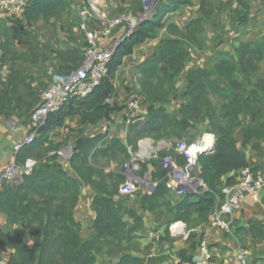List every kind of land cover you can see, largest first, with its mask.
Here are the masks:
<instances>
[{
	"label": "trees",
	"instance_id": "1",
	"mask_svg": "<svg viewBox=\"0 0 264 264\" xmlns=\"http://www.w3.org/2000/svg\"><path fill=\"white\" fill-rule=\"evenodd\" d=\"M189 3L190 0H160L151 19L141 23L116 47L107 74L93 91L50 113L32 144L17 153L19 164L26 159H34L37 164L20 184L3 183L0 188V214L5 218V226L8 229L25 226L26 229L12 235L0 226V250L11 249L6 264H96V256L103 248H107L109 256H119L118 264H144L143 259L129 253L123 244L135 239V233L141 228L140 216L123 209L124 198L114 200L123 177L103 173L91 164V161L96 163V158H104L122 165L129 158L127 146H135L141 139L158 142L188 138L191 144L202 132L215 138L214 152L201 154L197 159L196 173L206 190L186 194L175 202L162 180L165 172L154 160L141 163L140 174L152 168V178L159 182L153 194H138L137 203L141 210L150 213L164 211L169 216V225L174 222L187 226L207 224L221 188L238 182L240 171L248 167L244 147L253 138H264V78L252 82L259 64H264V38L238 45L234 49L236 62L222 58L206 66L190 67L185 76V91L180 94L178 81L192 62V51L205 46L204 25L211 22L209 9H204L209 6L208 0H201V17L191 20L184 29L166 23L167 14ZM71 4L72 0H29L21 14L9 16L10 23L0 19V69L5 60L13 62L8 81H3L0 75V116L29 118L39 105V94L31 90L20 69L15 67L16 61L27 60L26 54H17L13 48L17 43L28 46L30 26L41 20L45 24L59 20ZM248 10L249 6L243 1H238L235 9L230 8L237 25L246 24ZM164 26L169 35L176 37L161 39L152 55L134 68L137 95L148 107L144 116L130 120L125 143L116 136L107 141H103L101 134L83 136L87 127L111 120L112 115L122 109L113 100V79L117 70L138 46L155 39ZM54 53L59 63L65 65L61 68L64 76L81 64L82 49L81 52L73 49ZM19 83L25 88L22 93L18 91ZM110 99L113 104L107 102ZM179 99H186L187 103L180 107L179 117H175L168 113L166 106ZM74 116L78 117L81 130L68 163L76 178L64 170L57 154H51L58 151L59 146L51 145L49 139L52 130L63 127L65 121ZM170 154L179 165L184 164L183 157L174 151ZM83 186L93 190L92 205L97 213L88 239L82 238L80 224L74 219ZM125 214L134 220L131 227L123 220ZM30 242L31 248L28 247ZM189 261H192L189 257L184 258V262Z\"/></svg>",
	"mask_w": 264,
	"mask_h": 264
},
{
	"label": "crops",
	"instance_id": "2",
	"mask_svg": "<svg viewBox=\"0 0 264 264\" xmlns=\"http://www.w3.org/2000/svg\"><path fill=\"white\" fill-rule=\"evenodd\" d=\"M142 1L103 0L108 14L113 17L122 13H129L135 17L141 16L144 11ZM163 1L166 2L167 0ZM238 1H243L249 6V10L245 13V25H237L233 13L230 12V8L232 10L236 8ZM208 3L209 6H204V9H209L211 22L204 25L203 38L205 39V46L200 50L192 51V62L187 65L177 84L180 94L185 91V76L190 67L206 66L212 64L211 61L222 58L236 62L237 57L234 49L238 45L258 42L264 38V0H208ZM84 7L83 0H72L71 8L62 14L59 20L53 19L47 24L41 20L28 28V46H20L17 43L13 48L17 54H26L27 60L16 61L15 65L17 66L15 67L20 69L26 78L25 83L34 93H38L39 97L48 86L62 81L65 74L61 70L65 65L59 63L54 52L73 49L81 52L85 42L79 25L81 22L80 11ZM200 9L201 0H190L189 4L180 10L167 14L164 19H166V23H173L182 30L191 20L201 17ZM0 19L11 21L9 16L2 14H0ZM98 27V24L94 21L89 22V29L96 30ZM126 33V25L122 24L112 32L111 38H108V40L101 39L99 44L103 48L109 47L112 41L118 40ZM166 36L168 38L176 37L169 35L166 32V26H164L159 30L155 39L144 42L134 50L132 55L125 58L115 74L113 100L122 109L112 115L111 124L114 127L115 136L122 143H125L127 135L125 103L129 97L131 95L137 97L138 109L143 116L146 114L148 107V103L137 95L138 86L134 68L149 58L158 42ZM12 65V61L5 60L3 62L0 69L3 81H8L9 69ZM259 65L260 69L253 74L252 82L264 78V64ZM69 66L72 67L70 64ZM12 87V85H9L10 89ZM17 87L19 92L25 91L23 84L19 83ZM210 99L215 103L212 97ZM186 103V99H179L167 105L166 109L172 116L179 117L178 111ZM77 120L78 117L74 116L67 119L63 127L52 130L49 133L50 144L53 146L58 145L59 151L70 149V155H72L73 144L76 136L79 135L78 131L81 130ZM199 129L202 128L198 127ZM107 130L108 127L105 123L100 122L87 127L82 135L85 137L104 135ZM29 131V118L0 116V171L4 170L12 155L13 143L26 137ZM204 134L206 133L202 132L201 136ZM176 141L164 143L165 146L170 148L168 153L173 152ZM244 152L248 162L247 166L251 167L255 173L264 176V138H253L244 147ZM68 159L62 158L59 162L70 177L76 178L75 173L70 169ZM93 166L103 173L120 174L121 165L111 159L106 160V163L102 165L100 159L96 158V163ZM149 170H152V168H149ZM195 174L197 175L196 171ZM93 197L94 192L91 187L83 186L74 210V219L80 224V235L84 239L89 238V228L97 215L92 205ZM172 199L175 202L177 198L172 196ZM123 200V209L134 211L141 219V228L135 233L136 238L130 240L129 244H123L127 247L129 253L143 259L144 264H184L186 263L184 262L185 257H189L192 261L200 260L202 258L201 243H205L208 248L210 264H240L237 259L240 251L246 252L244 257L246 264H264V190L259 192L257 203L247 202L242 205L240 210L233 212V225L230 233L220 227H213L209 222L198 225L192 223L189 226L181 222H174L169 225V216L164 211L150 213L140 209L136 198H124ZM123 220L129 227L134 223L133 218L126 214L123 215ZM176 223H179L181 232L194 229L193 236L185 240L180 234H172L170 226ZM0 226L11 232L12 235L26 230L25 226L9 227L8 229L5 226V218L1 214ZM28 247H32V242L29 243ZM10 254L11 249L3 248V250H0V264H6ZM118 257V255L109 256L107 248H103L96 256V264H118Z\"/></svg>",
	"mask_w": 264,
	"mask_h": 264
},
{
	"label": "built area",
	"instance_id": "3",
	"mask_svg": "<svg viewBox=\"0 0 264 264\" xmlns=\"http://www.w3.org/2000/svg\"><path fill=\"white\" fill-rule=\"evenodd\" d=\"M85 7L80 11L82 31L85 39L82 48L81 64L74 70L67 73L62 81L48 86L40 95L39 105L30 113V131L26 137L17 140L12 145V155L3 171H0V188L3 183L18 185L24 177L31 175L37 161L26 159L23 164L16 160L17 153L27 145L32 144L38 130L45 125L50 113L56 112L68 105L72 99H83L87 97L99 84L101 79L107 74L108 63L116 47L124 37L128 36L141 23L151 19L152 13L160 0H143L144 11L139 17L129 13L118 14L116 17L110 16L103 0H83ZM29 0H0V14L12 16L19 15L28 4ZM98 24L96 30L88 28L89 22ZM126 25L125 36L114 40L109 47L103 48L99 41L111 38V34L120 25ZM113 104V100H107ZM127 110L125 124L128 127L130 120L134 117L143 116L138 109L137 97L131 95L125 103ZM102 123L108 127L104 133L103 141H107L115 136L114 127L111 120H104ZM12 137V135H11ZM215 138L212 134L202 135L195 143H188L186 139L177 140L173 151L184 158L183 165H179L173 155L168 153L170 148L163 143L155 144L150 139L144 138L138 141L136 147L127 146L129 158L121 165L120 175L124 178L123 183L118 186V192L114 200L122 198H135L138 194L151 195L154 193L158 180H154L151 175L152 170L141 173V163L154 160L157 167L165 172L162 180L165 181L166 188L176 200L186 194H198L206 190L200 177L195 174L197 159L201 154H211ZM59 159L66 158L64 150L55 151ZM264 190V176L253 171L251 167H245L240 171L238 182L226 185L221 188L220 196L216 199L215 207L211 213L209 223L213 227H220L226 232H232L233 212L240 210L247 202L254 204L259 200V192ZM179 223L170 226L172 234H180L185 240L193 234L194 229L186 232L178 230ZM202 258L196 261H189L184 264H210V255L205 243L200 244ZM245 251H240L238 261L246 264L244 259Z\"/></svg>",
	"mask_w": 264,
	"mask_h": 264
},
{
	"label": "rangeland",
	"instance_id": "4",
	"mask_svg": "<svg viewBox=\"0 0 264 264\" xmlns=\"http://www.w3.org/2000/svg\"><path fill=\"white\" fill-rule=\"evenodd\" d=\"M81 18V17H80ZM80 24H81V22H80ZM79 28H80V25H79ZM29 35V34H28ZM84 42H85V39H84ZM56 84V83H55ZM198 129V128H197ZM148 139H150V138H148ZM153 143H155V144H158V143H162L163 142V144L164 143H169V141L168 140H161V141H158V142H155L154 140H152V139H150ZM188 140V138L186 139V141ZM138 143V142H137ZM137 143H136V145H137ZM136 145L135 146H132V145H130V146H132V147H136ZM64 150V155H65V157L68 159V158H70V154H71V150L70 149H63ZM59 151V150H58ZM61 151V150H60ZM57 152V151H56ZM69 160V159H68ZM100 162H101V164L102 165H104V163H106V160L104 159V158H100ZM145 162V161H144ZM91 164L92 165H94V162L93 161H91ZM141 167V166H140ZM149 170V169H148ZM146 172H148V171H146ZM145 172V173H146ZM123 180H124V178H123ZM123 183V182H122Z\"/></svg>",
	"mask_w": 264,
	"mask_h": 264
},
{
	"label": "water",
	"instance_id": "5",
	"mask_svg": "<svg viewBox=\"0 0 264 264\" xmlns=\"http://www.w3.org/2000/svg\"><path fill=\"white\" fill-rule=\"evenodd\" d=\"M215 149V143H214V147H213V149L212 150H214Z\"/></svg>",
	"mask_w": 264,
	"mask_h": 264
},
{
	"label": "bare ground",
	"instance_id": "6",
	"mask_svg": "<svg viewBox=\"0 0 264 264\" xmlns=\"http://www.w3.org/2000/svg\"><path fill=\"white\" fill-rule=\"evenodd\" d=\"M178 230H180V228H178Z\"/></svg>",
	"mask_w": 264,
	"mask_h": 264
}]
</instances>
